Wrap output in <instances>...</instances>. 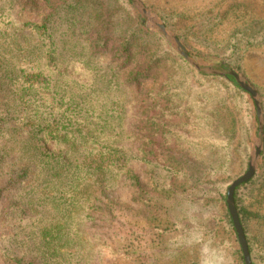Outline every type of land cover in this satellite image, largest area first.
Wrapping results in <instances>:
<instances>
[{"label":"trees","instance_id":"1","mask_svg":"<svg viewBox=\"0 0 264 264\" xmlns=\"http://www.w3.org/2000/svg\"><path fill=\"white\" fill-rule=\"evenodd\" d=\"M223 44L212 51L243 73L244 51L264 47V24L238 27ZM185 61L140 25L129 0H0L2 264H138L134 246L90 234L112 220L108 197L125 180L131 205L149 214L152 264H196L184 246L193 228L166 207L175 182L184 192L218 188L209 245L228 251L227 264H245L230 180L218 177L233 167L237 139L248 164L257 110L233 77L211 87ZM233 199L252 264H264L263 236L252 232L264 225V162Z\"/></svg>","mask_w":264,"mask_h":264},{"label":"rangeland","instance_id":"2","mask_svg":"<svg viewBox=\"0 0 264 264\" xmlns=\"http://www.w3.org/2000/svg\"><path fill=\"white\" fill-rule=\"evenodd\" d=\"M135 1H137L139 5L144 7L148 12L147 17H149L150 21L145 27L142 25V21L145 18L143 17L141 10L135 3L133 4V2L130 1L133 9L139 17V23L143 28L160 34L153 21H160L164 24L165 21H168L174 28L168 27L166 24L165 26L177 38L178 35L183 36L185 42L180 38L178 39L189 50L194 62L203 68H213L222 72L235 70L223 62L222 57L216 55L212 51L214 45L217 44L214 47L215 50L221 49L219 45H224L223 42L227 41L232 32L238 27L248 25L249 23L255 21L264 24V0ZM217 17L220 18V20H217V26L214 29L207 31L208 20L215 19ZM200 29H202L203 32L199 31ZM206 39H208L210 43H206ZM165 41L168 43L170 48L179 55L175 47L166 39ZM180 56L181 55H179V57ZM241 61L243 73L235 72L241 75L242 78L257 91L264 123V108L262 107L263 99L258 92V90L264 92V47L246 49L243 53ZM187 63L190 67L199 72L189 62ZM75 69H77L78 74V67L76 66ZM199 73L208 76V78L195 81H210L211 87H213V81H221V77L226 78L214 74ZM226 114L229 116V113L226 112ZM228 122L231 126L230 119ZM258 128L259 123L254 125L253 137L248 145V164L246 165V160L242 153L244 149L242 146H239V140L237 139L234 143L233 152L235 153L236 161L227 173L218 177V180L225 182L230 180L231 186L234 181L246 174L249 167L250 157L259 145ZM238 131L239 128L237 127L235 132L238 134ZM155 143V148L161 149V145L164 143V140L161 137H157ZM172 143H175L176 145V142L173 141ZM263 151L264 141L262 152H260L261 155L257 160L256 172L258 171L260 163L264 162V159L262 158ZM143 170L144 168L138 167L136 173L139 172L141 175L144 173ZM160 173L161 171L158 172V174ZM129 184L130 181L125 180L121 183V186L117 191L112 192V194L109 195L108 199L114 203V212L112 214L113 218L105 224H99L97 227L91 228L90 234H93L96 237L111 236L112 240H110V243H112L116 248L134 246L135 250L140 255L138 264H152L154 254L157 250L154 246V238L150 234L147 224L149 214L137 206L134 207L131 205V187ZM175 184L177 187L175 186L173 194L170 201L166 204V207H168V211L172 218L185 220L186 222L189 221L190 227L193 228L190 231L191 233L189 234L187 243L184 245L187 250L191 249L193 252L189 257L195 260L196 264H227L225 257L228 255V251L212 247L208 242L209 231L218 215L216 205L214 204L215 196L218 197V188L213 185L204 186L202 189L198 188L197 190H189L188 193L181 189L180 185H178L179 182H175ZM3 185H0V208L6 206L9 202V193L6 191L7 188ZM153 193L156 196L159 195L156 192ZM258 209L261 214L264 215V201ZM252 232L259 237L263 236L262 241L264 240V225L253 228ZM106 256L107 255L105 254V257ZM0 264H2L1 261Z\"/></svg>","mask_w":264,"mask_h":264},{"label":"water","instance_id":"3","mask_svg":"<svg viewBox=\"0 0 264 264\" xmlns=\"http://www.w3.org/2000/svg\"><path fill=\"white\" fill-rule=\"evenodd\" d=\"M133 2V4L135 3L139 9L141 10L143 17L145 18L142 21V25L143 26H147L149 20L148 16V12L147 10L142 7L141 5H139V3L135 0H130ZM155 27L157 28V30L159 31V33L171 44L175 47L176 51L179 53V55H181L186 62H189L191 65H193L199 72L202 73H207V74H214V75H219V76H223V77H228L231 76L234 78L236 84L243 89L244 91H246L252 98V100L254 101V104L257 110V117H258V121H259V131H258V137H259V145L256 148V151L251 155L250 160H249V167H248V171L246 172V174H244L242 177H240L239 179H237L236 181H234L231 186L228 189V193H227V206L229 209V212L231 214L232 220H233V224L237 233V237H238V241H239V245L241 246V249L243 251L244 254V259H245V264H252L251 261V255H250V251H249V247L246 244L247 240H246V236H245V232L244 229L241 225L240 222V218L238 215V211L236 209L235 206V200L234 195H235V191L236 189L249 182L250 180L253 179V177L255 176L256 170H257V160L260 157L262 152V146H263V141H264V123H263V115H262V109H261V104L259 101V95L257 93V91L248 83L246 82L241 75H239L238 73H236L233 70H227V71H219L213 68H203L200 65H198L196 62H194V59L192 58L189 50L183 45V43L165 26L164 23L160 22V21H153ZM220 67V66H218Z\"/></svg>","mask_w":264,"mask_h":264}]
</instances>
